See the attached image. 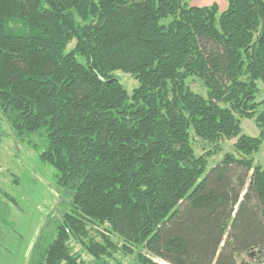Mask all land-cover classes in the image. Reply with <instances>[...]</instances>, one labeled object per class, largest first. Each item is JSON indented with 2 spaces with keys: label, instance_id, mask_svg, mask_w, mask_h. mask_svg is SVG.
<instances>
[{
  "label": "trees",
  "instance_id": "1",
  "mask_svg": "<svg viewBox=\"0 0 264 264\" xmlns=\"http://www.w3.org/2000/svg\"><path fill=\"white\" fill-rule=\"evenodd\" d=\"M225 3L0 0V116L62 190L29 264H110L112 237L134 264L264 260V0Z\"/></svg>",
  "mask_w": 264,
  "mask_h": 264
},
{
  "label": "rangeland",
  "instance_id": "2",
  "mask_svg": "<svg viewBox=\"0 0 264 264\" xmlns=\"http://www.w3.org/2000/svg\"><path fill=\"white\" fill-rule=\"evenodd\" d=\"M189 1L196 3V0ZM116 77L130 94L138 87L137 81L130 75L117 73ZM190 84L193 91L206 95V90L199 81ZM258 101L264 102L263 87ZM0 119V264H29L32 249L47 217L58 213L57 207L62 203V190L56 185L55 170L41 162L40 152L26 142H19L1 116ZM241 123L244 135L261 137V131L254 120L242 119ZM192 141L197 156L216 151L213 145L194 135ZM234 143V140L221 143L222 150L210 158L209 169L220 163L225 154L233 153ZM254 159L264 167V141ZM98 231L103 232V228H98ZM97 241L101 242V238L97 237ZM111 241L116 243L119 251L112 250L116 260L110 261V264H134L133 257L125 256L127 254L121 250L123 242L116 237H112ZM76 249L78 252L82 251L81 247ZM82 258L87 262L92 261L85 252L82 253ZM243 259L250 260L246 255Z\"/></svg>",
  "mask_w": 264,
  "mask_h": 264
},
{
  "label": "crops",
  "instance_id": "3",
  "mask_svg": "<svg viewBox=\"0 0 264 264\" xmlns=\"http://www.w3.org/2000/svg\"><path fill=\"white\" fill-rule=\"evenodd\" d=\"M213 3L214 4H217L221 10L225 9L226 8V3H225V0H202V1H198L196 0V3H191L192 6L194 7H206L207 5H209V3ZM211 6V5H209Z\"/></svg>",
  "mask_w": 264,
  "mask_h": 264
},
{
  "label": "water",
  "instance_id": "4",
  "mask_svg": "<svg viewBox=\"0 0 264 264\" xmlns=\"http://www.w3.org/2000/svg\"><path fill=\"white\" fill-rule=\"evenodd\" d=\"M258 13L261 15V13H260V10L258 9ZM261 19H262V26H263V30H262V36H261V39L258 41V42H256L255 44H254V46H253V56H254V59H255V49H256V47L264 40V17L261 15ZM255 64H256V66L258 67V65H257V62H255ZM263 75V74H262ZM255 254H252L251 255V258H255Z\"/></svg>",
  "mask_w": 264,
  "mask_h": 264
},
{
  "label": "built area",
  "instance_id": "5",
  "mask_svg": "<svg viewBox=\"0 0 264 264\" xmlns=\"http://www.w3.org/2000/svg\"><path fill=\"white\" fill-rule=\"evenodd\" d=\"M259 264H264V260L261 263H259Z\"/></svg>",
  "mask_w": 264,
  "mask_h": 264
}]
</instances>
